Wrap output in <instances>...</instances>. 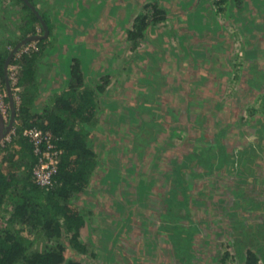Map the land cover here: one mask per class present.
<instances>
[{
	"label": "rangeland",
	"instance_id": "374dc122",
	"mask_svg": "<svg viewBox=\"0 0 264 264\" xmlns=\"http://www.w3.org/2000/svg\"><path fill=\"white\" fill-rule=\"evenodd\" d=\"M240 1L224 14L210 0H31L52 27L43 46L27 43L37 48L29 55L37 54L34 79L45 89L37 103L51 105L66 90L74 58L80 59L82 87L103 89L91 129L81 130L97 166L85 191L72 199L85 215L79 239L86 251L76 253L64 239L66 259L181 264L166 228L156 229L162 221L171 230L178 220L156 212L166 208L162 199L182 163L187 212L177 213L183 233L176 240L193 256L189 264H238L236 242L256 234L264 220V66L246 60L251 38L241 26L249 17L261 46L264 24L259 11L252 19L246 0ZM148 5L164 20L134 47L127 31ZM0 13V49L10 46L0 52L10 53L34 22L19 0H0ZM35 32L42 35L39 27ZM20 91H11L13 99ZM3 102L8 107L6 96ZM8 115L7 109L6 121ZM17 166L13 174L20 178L24 164ZM240 188L237 206L232 196ZM10 210L0 211V228Z\"/></svg>",
	"mask_w": 264,
	"mask_h": 264
},
{
	"label": "trees",
	"instance_id": "16d2710c",
	"mask_svg": "<svg viewBox=\"0 0 264 264\" xmlns=\"http://www.w3.org/2000/svg\"><path fill=\"white\" fill-rule=\"evenodd\" d=\"M19 1L28 9L30 20L34 22V25L18 42L28 34L36 35V27H39L43 34L42 26L36 16L23 1ZM28 1L31 2V0ZM201 1L204 3V0ZM210 1L212 6L223 13L227 6L228 13H231L234 2L238 5L241 3L240 0ZM39 15L48 31L47 36L37 42L41 47L50 39L52 27L45 16L41 13ZM162 15L163 13L155 6H146L145 12L134 18L132 28L127 31V40L136 47L143 41L147 28L158 25L164 20ZM231 18L234 22L235 19ZM8 54L9 52L0 53V92L2 93L6 91L3 63ZM16 54L10 64L18 66L17 86L23 87V91H20L19 103L15 105V135L1 149L4 155L0 159V211L6 205L11 206V210L8 213L6 225L0 228V264H81L74 259L65 258L64 252L67 245L63 240L65 239L67 247L76 253H85V245L79 239L81 229L86 226L85 215L72 203V199L79 192L85 191L89 178L97 166L94 152L88 146L87 139L81 134V130L82 126L86 131L91 129L97 111L96 97L101 96L103 89L93 83L90 89L82 87L84 74L80 69V59L74 58L71 61L66 90L63 89L55 94L51 105L42 106L36 100L37 92L45 91L34 79L37 54L22 55L19 58H16ZM31 127H38L49 133L62 151L55 177L56 185L49 191L37 186L31 176L35 158L32 155L31 146L22 137V131ZM19 157L20 160H18ZM217 157L220 163L223 162V156L217 155ZM17 164H24L25 171L20 178L13 174L15 168H18ZM181 166L182 163L175 166L173 187L168 196L166 193L162 199V204L166 203V208L164 207V211L156 212L165 217L170 214L171 220L174 217L178 222H173L171 230H168L169 224H162L161 221L156 229L159 232L166 228L164 234L167 238L171 236L172 244L175 246L174 252L178 255L181 251L179 262L189 264L193 256L181 240H176L183 233L180 226L182 216L177 213L181 210L184 213L187 212L184 192L189 179L185 178ZM163 177L162 180H164ZM190 177H192L191 174ZM240 190L241 188L236 190L232 196V203L237 206ZM244 224L242 223L241 227ZM193 230L194 228L189 229L190 235ZM254 232L256 234L252 232L251 235H246L236 242L235 260L238 264H264V220ZM114 236L112 245L116 242L119 233ZM37 240L40 247L38 244L37 247L35 246ZM246 246L248 249H245ZM182 253L185 257L181 255ZM227 256L228 254L225 253L224 259Z\"/></svg>",
	"mask_w": 264,
	"mask_h": 264
},
{
	"label": "built area",
	"instance_id": "2783aa9c",
	"mask_svg": "<svg viewBox=\"0 0 264 264\" xmlns=\"http://www.w3.org/2000/svg\"><path fill=\"white\" fill-rule=\"evenodd\" d=\"M37 48L34 44H26L22 46L16 58L22 55H29ZM17 72L18 66L10 64L7 68V76L10 84L11 91L15 94L19 91L17 86ZM5 95H0V113L6 119L8 107L4 104L3 99ZM16 98V97H15ZM14 101L19 102L18 97ZM15 135V130L5 136L0 142L1 146L10 142L11 137ZM22 137L27 140L32 148V155L35 158L32 167L31 176L35 184L45 191H49L56 185V174L59 157L62 153L61 149L56 145V140L49 135V133L41 130L38 127L26 128L22 131Z\"/></svg>",
	"mask_w": 264,
	"mask_h": 264
},
{
	"label": "water",
	"instance_id": "95a60500",
	"mask_svg": "<svg viewBox=\"0 0 264 264\" xmlns=\"http://www.w3.org/2000/svg\"><path fill=\"white\" fill-rule=\"evenodd\" d=\"M22 1L33 12V14L36 16V18L40 22L42 29H43V34L41 36L30 35V36L25 37L21 41H19L14 46L12 51L8 54L7 58L5 59V62L3 63V75H4V80H5L6 97L8 99L9 115H8V120L6 121L5 118L2 116V114L0 113V142L3 138H5V136H7L10 133V131L13 128L14 121H15V104H14V99L11 94L9 80L7 77V67L10 64L12 58L14 57V54L19 50L21 46L27 43H30V42H38L41 39H44L48 34L47 27L43 19L39 15V13L37 12V10L33 7V5L28 0H22Z\"/></svg>",
	"mask_w": 264,
	"mask_h": 264
},
{
	"label": "crops",
	"instance_id": "0c3cea01",
	"mask_svg": "<svg viewBox=\"0 0 264 264\" xmlns=\"http://www.w3.org/2000/svg\"><path fill=\"white\" fill-rule=\"evenodd\" d=\"M246 6H247L246 8H247L248 14H249V11L252 10V13H253L251 15L252 19L255 17L256 11L257 12L259 11L261 14L260 15L261 19H262L263 24H264V0H246ZM0 18L3 19L2 13H0ZM248 18L249 17H247V22L245 23V25H243V24L241 25L242 27H244V32H250V34L249 33L248 34H249V38H251V40L247 41V46L245 47L246 60H248V59L249 60L251 59L252 61L257 60V63L261 64V66H264V41L262 42L263 44L261 46L256 45V41H254L256 35H253L252 32H254L253 30H255L254 28H256L257 25L254 24V22L249 21ZM18 36H21V35L18 34ZM262 37H264V26L262 27ZM9 47L10 46H7V47H5V49H9ZM5 49L1 48L0 50L5 51ZM249 62H251V61H249ZM255 66L256 65L253 64V65L249 66V69H252ZM0 93H1L0 95H5L6 91H4L3 93L0 92Z\"/></svg>",
	"mask_w": 264,
	"mask_h": 264
},
{
	"label": "clouds",
	"instance_id": "9594fccd",
	"mask_svg": "<svg viewBox=\"0 0 264 264\" xmlns=\"http://www.w3.org/2000/svg\"><path fill=\"white\" fill-rule=\"evenodd\" d=\"M9 65H10V64H9ZM9 65H8V66H9ZM7 68H8V67H7ZM7 77H8V76H7ZM10 89H11V88H10ZM5 96H6V94H5Z\"/></svg>",
	"mask_w": 264,
	"mask_h": 264
}]
</instances>
